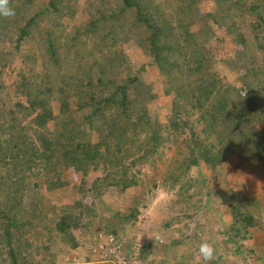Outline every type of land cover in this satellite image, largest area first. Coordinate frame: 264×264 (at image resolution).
Returning <instances> with one entry per match:
<instances>
[{"label": "trees", "instance_id": "16d2710c", "mask_svg": "<svg viewBox=\"0 0 264 264\" xmlns=\"http://www.w3.org/2000/svg\"><path fill=\"white\" fill-rule=\"evenodd\" d=\"M34 5L35 0H10L13 14L0 16V147L5 149L0 151V249L5 248L8 264H22L14 233L31 227L35 217L42 224L54 211L40 201L39 184L51 192L65 185L62 172L82 179L101 170L91 186L93 200L106 190L121 193L138 185L131 171L135 164L160 158L185 132L171 184L179 190L187 185L185 192L202 188V207L213 216L215 208L229 214L219 226L223 243L212 244L216 255L207 264H227L223 250L234 264H264L259 244H249L260 236L264 247V207L243 193L245 176H264V0H39ZM70 20L74 24L65 32ZM33 49L40 50L39 57L32 56ZM132 51L141 61L132 60ZM13 62L15 90L24 103L11 99L3 77ZM151 67L159 92L156 82L145 78ZM159 95L168 98L163 123L153 120L148 108ZM53 99L57 114L49 105ZM230 162L241 166L227 172ZM192 169L196 179L188 183L185 172ZM232 174V186L213 187L211 203L209 185L228 184ZM82 189L77 188L81 194ZM58 208L47 231L62 236L65 252L80 245L86 250L100 231L82 225L87 236L81 234V244L71 231L82 216L93 214L90 205L77 201ZM136 214L131 206L120 219L135 221ZM200 224L195 230L205 238L193 233L195 247L210 240L209 227ZM65 252H55L48 262L57 264L54 256ZM83 258L76 264L91 260Z\"/></svg>", "mask_w": 264, "mask_h": 264}, {"label": "rangeland", "instance_id": "374dc122", "mask_svg": "<svg viewBox=\"0 0 264 264\" xmlns=\"http://www.w3.org/2000/svg\"><path fill=\"white\" fill-rule=\"evenodd\" d=\"M37 6H39V0H35L34 7ZM66 24L67 25H65L64 28L65 32L69 31L70 27L74 23L72 20H70ZM39 52L40 50L34 51L33 49L32 56L34 55L39 57ZM132 52L133 53L131 54L135 56V58L132 60L136 61L137 63L138 61H141L137 52ZM16 65V62H13V64L8 66L3 72V77L6 84L9 85L12 96L11 99L20 100L24 103L25 100L20 97L15 90L16 78L14 76V70ZM136 66L137 65L134 64L135 68ZM146 71L147 76H145V78L148 81L149 79H153V82H156L158 79L157 70L154 67H151ZM155 85L156 91L159 92L161 89L160 85H158L157 82ZM167 102V97L159 95V97L154 102L149 104L148 108L150 109L151 118L153 120L163 123V116L165 114L163 108L164 104ZM49 105H51L54 114H57V100H51ZM186 136V132L180 134L176 138L174 144L170 145L169 148L165 147L166 150L163 151V154H161L160 158L154 156L143 164H135L131 168V171L138 180V185L126 189L121 193L115 189H110L103 192L99 198L93 200L91 186L95 183L96 179L102 176L101 170L89 172L88 175L82 179L74 176L69 171L62 172L61 177L63 181L66 182L65 185L60 189L51 192L45 191L43 185L39 184L37 191L41 196L40 201L42 204L49 203L47 204L49 208L51 205H53L54 211L47 213V218L43 220L42 224H40V222H38L37 218L35 217L31 227L26 228L24 232L19 230L14 233L13 240L15 243H18L16 255L19 259V263L50 264L48 261L55 252H65L63 243H61L62 236L56 234L53 231L48 232L46 225L49 227L51 226L50 221L53 218V214L56 215L59 213L58 207L66 205L71 206L77 201H82L86 205H90V208L93 212L92 215L88 214L86 216H82L79 222V228L72 229L71 231L72 235L78 239L80 244L83 242L81 240V234H83L85 237L87 236L85 235V230L80 229L82 228V225H85V223H89L87 230L97 229L105 233H112L110 232L112 230L115 235L122 240L126 248L130 247L134 243H138L142 247L145 239H150V237L152 238L151 240H157V237H159L158 239L162 241L160 244L161 246L164 245L166 240L173 238L177 243L176 247H178V251H180L179 253H184L187 256L185 264H195L197 260L196 257L199 244L195 247L191 236L193 233L197 235L195 228L199 223H201L200 225L205 224L207 227H209V230L211 231V234L209 233L210 244H213L215 241L223 243V238L218 236V231L220 229L219 226L220 224L223 225V221L227 222L229 214L227 212H221L218 208H215V215L213 216L208 210H206L205 207H202L206 198V193L204 190H202V188H198L196 190L192 187V189L189 188L188 192H185L186 189L184 188H186L187 185L182 190H179L176 185L171 184L170 171L174 163L173 161L180 158V153H178V151H182L184 149L182 140L186 138ZM0 151L5 152L4 147H2ZM237 166H241V162H237V164L230 162L227 172H229L230 167L233 168ZM199 167L202 170L203 176L207 179L210 174L204 169L202 164ZM185 173V177L189 179L188 183H190L191 179H196L193 169L188 170ZM234 178L235 177L232 174V179H229L228 184H225L223 181L212 182V185H209L210 187H208V192L213 194V187L225 189L229 186H232L234 183ZM79 186L83 188L82 194L79 192V190H77ZM165 193H167V196H165ZM243 193H246L245 195H249L260 202L259 204L264 207V176H260L259 178L245 176V187ZM210 201L211 203L216 201V193L210 196ZM131 206H136L137 216L135 221L127 220L122 222L120 218L128 216ZM209 209H213V206L211 205ZM19 217L20 216L17 215L16 219ZM162 224H169L170 226V228L164 230L165 232L167 231L166 235L161 234L160 232ZM171 229L173 231H171ZM202 230H204V228ZM174 231H176V234ZM160 234L162 236H160ZM213 234L216 236L211 237ZM255 235L258 234L255 233ZM196 238L202 240L205 238V234H201L199 236L197 235ZM249 244L250 246L259 244L258 248L260 249L256 250L258 252L264 251V247H259L262 245V239L260 236H254ZM190 245L193 248H190ZM82 248L83 247L80 245V247L75 248L73 251L67 250L64 253L65 255L57 254L54 256L53 260L57 264H76L78 259L82 262L81 257H84L85 254V250ZM161 249H159V251ZM159 251L157 252L158 256H161V251ZM223 251L221 249V252H223L222 256H224L222 261L227 264H234V258L229 255L227 251L226 253L225 250ZM5 253V248L3 250L0 249V264L9 263ZM199 262L201 264H205L203 261ZM237 263H239L238 259ZM215 264H222V262L216 261Z\"/></svg>", "mask_w": 264, "mask_h": 264}, {"label": "built area", "instance_id": "2783aa9c", "mask_svg": "<svg viewBox=\"0 0 264 264\" xmlns=\"http://www.w3.org/2000/svg\"><path fill=\"white\" fill-rule=\"evenodd\" d=\"M83 261L90 256L91 260L84 264H143L140 257L141 245L134 243L126 248L122 240L113 234L98 232L92 243L85 244Z\"/></svg>", "mask_w": 264, "mask_h": 264}, {"label": "crops", "instance_id": "0c3cea01", "mask_svg": "<svg viewBox=\"0 0 264 264\" xmlns=\"http://www.w3.org/2000/svg\"><path fill=\"white\" fill-rule=\"evenodd\" d=\"M168 225L169 224H162L160 228L161 234L166 235L167 231L165 232L164 230L170 228ZM171 231L173 230L171 229ZM174 233L176 234V231H174ZM161 234L160 236H162ZM172 239L166 240L165 242L163 241L164 245L162 246L160 245L162 243L160 239H145L141 249L143 251L142 260H144V264H185L187 256L184 253H179L180 251H178V247H176L177 243ZM159 249H161V252ZM157 250L160 252L161 256H158Z\"/></svg>", "mask_w": 264, "mask_h": 264}, {"label": "clouds", "instance_id": "9594fccd", "mask_svg": "<svg viewBox=\"0 0 264 264\" xmlns=\"http://www.w3.org/2000/svg\"><path fill=\"white\" fill-rule=\"evenodd\" d=\"M9 2L10 0H0V16L8 17L13 14V10L9 7ZM157 191H160V190H157ZM165 196H167V193H165ZM158 238L159 237H157V239ZM150 239L152 238L150 237ZM141 251L142 250H140V257L141 259H143ZM215 255H216V250L212 244L207 243V242H201L199 244L197 257H196L198 261H203L205 262V264H207V262H210L215 258ZM142 262L144 264V260H142Z\"/></svg>", "mask_w": 264, "mask_h": 264}]
</instances>
